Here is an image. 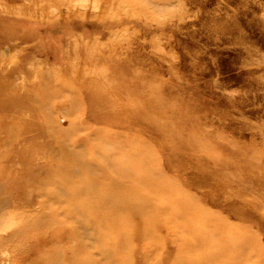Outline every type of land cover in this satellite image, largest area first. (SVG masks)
Returning a JSON list of instances; mask_svg holds the SVG:
<instances>
[{
    "label": "rangeland",
    "instance_id": "1",
    "mask_svg": "<svg viewBox=\"0 0 264 264\" xmlns=\"http://www.w3.org/2000/svg\"><path fill=\"white\" fill-rule=\"evenodd\" d=\"M86 78L84 92H98L102 115L135 101L143 107L131 124L98 118L100 127L144 139L149 162L165 179L228 223L251 228L264 248V0H0V98L14 91L35 109L21 117L43 126L37 143L47 133L56 140L82 136L77 123H95L76 88ZM65 143L57 153H65ZM43 155L33 165L44 163ZM30 191L0 183V199L17 203L0 221L38 213L37 200L25 205ZM6 230L0 223L2 238ZM161 234L176 254L180 243ZM11 255L0 247V264L31 257Z\"/></svg>",
    "mask_w": 264,
    "mask_h": 264
},
{
    "label": "bare ground",
    "instance_id": "2",
    "mask_svg": "<svg viewBox=\"0 0 264 264\" xmlns=\"http://www.w3.org/2000/svg\"><path fill=\"white\" fill-rule=\"evenodd\" d=\"M51 54L56 57L52 50ZM64 54H70L67 47ZM87 81L75 83L83 94L79 99H88L90 110L85 113L95 123L79 120L82 136L72 133L65 140H56V135L50 139L51 133H47L46 139L37 143L45 133L43 126L21 117L24 111L35 109L16 100L14 91L0 98L3 114L11 111L8 119L0 115V183L28 188L32 193L25 205L37 200L40 207L38 213L27 217L31 219L28 222L24 215L12 216L8 223L0 221L7 227L5 238L0 236V247L9 249L13 259L31 254L27 264H264V248L251 228L228 223L197 203L177 180L165 179L160 168L149 162L151 152L144 139L127 138L111 125H98V118H109L118 125L125 117L131 124L142 105L135 101L102 115L98 92H84ZM64 142L67 150L57 153ZM38 153L46 160L34 166L33 157ZM15 163L20 168H15ZM15 204V200L0 199L1 218L10 215ZM165 231L180 243L176 254H171L172 243L161 239ZM69 237L73 239L70 245L66 242ZM138 242L146 246L139 248ZM192 249L195 256H187Z\"/></svg>",
    "mask_w": 264,
    "mask_h": 264
}]
</instances>
